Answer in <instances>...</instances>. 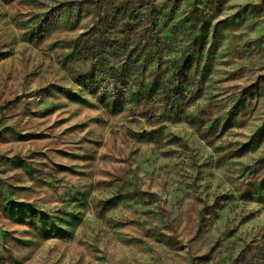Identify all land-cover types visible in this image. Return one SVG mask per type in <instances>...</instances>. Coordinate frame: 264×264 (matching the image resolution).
<instances>
[{
  "label": "rangeland",
  "instance_id": "obj_1",
  "mask_svg": "<svg viewBox=\"0 0 264 264\" xmlns=\"http://www.w3.org/2000/svg\"><path fill=\"white\" fill-rule=\"evenodd\" d=\"M0 264H264V0H0Z\"/></svg>",
  "mask_w": 264,
  "mask_h": 264
}]
</instances>
